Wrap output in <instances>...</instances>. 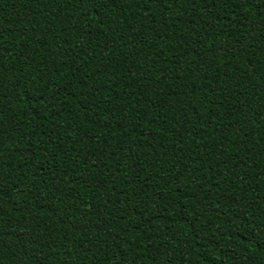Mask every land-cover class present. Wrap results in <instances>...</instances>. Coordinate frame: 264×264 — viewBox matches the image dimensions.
<instances>
[{
    "label": "trees",
    "instance_id": "16d2710c",
    "mask_svg": "<svg viewBox=\"0 0 264 264\" xmlns=\"http://www.w3.org/2000/svg\"><path fill=\"white\" fill-rule=\"evenodd\" d=\"M0 264H264V0H0Z\"/></svg>",
    "mask_w": 264,
    "mask_h": 264
}]
</instances>
